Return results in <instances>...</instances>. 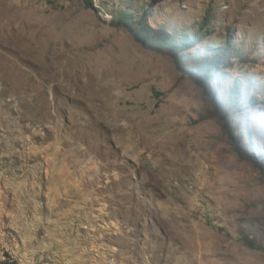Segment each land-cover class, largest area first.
<instances>
[{"label":"rangeland","instance_id":"1","mask_svg":"<svg viewBox=\"0 0 264 264\" xmlns=\"http://www.w3.org/2000/svg\"><path fill=\"white\" fill-rule=\"evenodd\" d=\"M148 2L0 0V260L264 264V0L154 4L205 33L184 70L111 22ZM226 34L207 93L189 72Z\"/></svg>","mask_w":264,"mask_h":264},{"label":"trees","instance_id":"2","mask_svg":"<svg viewBox=\"0 0 264 264\" xmlns=\"http://www.w3.org/2000/svg\"><path fill=\"white\" fill-rule=\"evenodd\" d=\"M93 1L94 0H85L88 6H92ZM161 1L163 0H149V2L143 6L141 15L137 14L131 6L129 7L130 10H117L111 16V22L118 26H125L131 32L134 39L145 48L160 52L165 51L174 59L178 69L184 70L185 68L182 65L183 61L180 60L179 55L183 52L187 53L188 49L196 45L199 41L205 39V33L199 34L200 32H196V34L191 36H185L184 34L179 35L170 32L164 27L152 26L147 19L148 11L154 4ZM100 7H103V2H100ZM210 20V11H207L205 16H203V21L200 25L201 30L205 29L206 33L210 32L208 29ZM226 35L228 36V40L225 42V45L221 46V48H216L211 57L204 52L200 54L198 53L196 55L197 60L195 69L189 72L191 79L207 93L211 90L209 82L215 74H218L219 78H224V75L220 73V69L222 65H226L225 61L227 53L231 54V51L235 50L236 55L241 57L239 52L229 42V34ZM3 263L18 264L15 261L0 260V264Z\"/></svg>","mask_w":264,"mask_h":264}]
</instances>
